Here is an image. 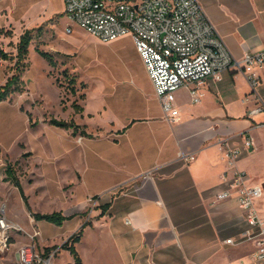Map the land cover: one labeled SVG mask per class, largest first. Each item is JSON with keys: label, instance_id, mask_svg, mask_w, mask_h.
Listing matches in <instances>:
<instances>
[{"label": "crops", "instance_id": "crops-1", "mask_svg": "<svg viewBox=\"0 0 264 264\" xmlns=\"http://www.w3.org/2000/svg\"><path fill=\"white\" fill-rule=\"evenodd\" d=\"M44 1L0 0V24L34 28L27 25L32 19L29 10ZM199 2L234 56L264 49V0ZM142 63L147 92L140 110L120 112L108 126L100 124L104 130L96 136L75 140V147L84 151L87 168L80 171L77 165L80 177L74 182V205L62 210L75 216L62 225L36 220L19 189L7 185L4 175L0 214L26 231L39 228L44 234L51 225L65 227L59 234L68 238L91 221L77 243L79 252L80 243L89 239L115 264H254L257 244L250 233L257 228L248 222L236 194L217 199L216 193L228 187L235 170L245 171L246 184L263 189L256 207L264 214V110L250 114L252 108L264 105V78L254 89L243 71L209 76L200 85L197 103L191 96L194 84H185L172 94L180 113L170 119ZM103 111L100 108L92 118ZM246 135L253 145L243 148L232 168L222 140L243 147ZM182 151L195 152L197 157L189 163L181 161ZM78 185L85 190L79 191ZM16 189L24 203V219L10 207V194ZM95 195L111 197L105 213L95 209L90 219L82 209L67 211ZM26 238L18 232L11 249L0 253V264H21L18 248Z\"/></svg>", "mask_w": 264, "mask_h": 264}, {"label": "rangeland", "instance_id": "rangeland-1", "mask_svg": "<svg viewBox=\"0 0 264 264\" xmlns=\"http://www.w3.org/2000/svg\"><path fill=\"white\" fill-rule=\"evenodd\" d=\"M29 16L32 19L27 25L33 24L34 28L30 27L33 40L25 60L27 68L22 73L23 91L0 101V177L11 162L32 208L52 212L74 205V182L77 175L80 177L78 169L86 171L87 160L84 151L75 147L76 138L85 135L53 125L50 119H74L96 136L104 130L100 124L108 126L120 112L140 110L147 90L143 63L131 35L111 42L101 41L69 17L64 0H46L32 6ZM41 18L44 20L37 23ZM3 24L0 28L13 32L0 35V47L12 57L0 58V87L16 72L17 44L27 29L20 23ZM37 48L53 53L57 65L50 64ZM70 76L76 77L75 90ZM75 102L84 106L83 112L76 111ZM100 108L104 111L92 118ZM78 187L79 191L85 190V186ZM16 192L17 189L10 194V207L22 217L24 203ZM109 199L110 196H92L67 211L82 209L84 216L91 219L94 210H104L103 205ZM64 228L51 225L44 234L39 228L31 231L23 228L14 231L12 240L20 232L27 237L24 243L33 242L47 258L53 254L52 264H68L73 255L62 247L68 239L59 234ZM36 231L39 233L32 236ZM80 254L84 264L114 263L105 251L92 247L89 239L80 243Z\"/></svg>", "mask_w": 264, "mask_h": 264}, {"label": "built area", "instance_id": "built-area-1", "mask_svg": "<svg viewBox=\"0 0 264 264\" xmlns=\"http://www.w3.org/2000/svg\"><path fill=\"white\" fill-rule=\"evenodd\" d=\"M65 11L75 23L103 42L124 35L133 37L156 95L170 119L180 113L172 94L185 84H194L191 96L197 103L201 100L200 85L209 76L228 70L243 71L254 89L264 78V49L247 52L240 58L234 56L199 0H65ZM262 110L264 105L252 108L250 114ZM252 145L249 135L245 136L243 147L223 139L230 167L236 166L243 148ZM196 157L195 152L182 151L179 159L189 163ZM246 179L245 171L235 170L228 187L219 190L216 198L226 199L236 194L248 222L257 228L250 233L257 244L254 264H264V214L256 207L263 189L260 185H247ZM20 229L6 214H0V253L11 249L14 231ZM53 256L42 255L33 242L18 248L21 264H52Z\"/></svg>", "mask_w": 264, "mask_h": 264}, {"label": "trees", "instance_id": "trees-1", "mask_svg": "<svg viewBox=\"0 0 264 264\" xmlns=\"http://www.w3.org/2000/svg\"><path fill=\"white\" fill-rule=\"evenodd\" d=\"M12 32L13 31L11 29L0 28V35L2 34L12 35ZM32 40H33V29L27 28L24 31V33L21 35V39L17 44L16 72L8 78L7 82L3 86L0 87V101H4L8 99L16 91H20V92L23 91L24 81L22 79V73L27 68V63H25V60L29 56V47ZM37 50L49 60L50 64H52L53 66L57 65V60L55 59L53 53L39 48H37ZM11 57H12L11 53L6 51L4 48L0 47V58L8 59ZM65 74H68L67 71H65ZM69 80L72 82V90H75L76 77L70 76ZM73 106L77 112L84 111V106L77 102L73 103ZM50 123L59 127L71 128L73 129V133L79 132L80 134L88 137L94 136L93 133L87 131L85 125L76 122L74 119L65 120V119H58L56 117H52L50 119ZM31 124L34 125L35 123L32 122ZM4 180L14 184L19 189L27 209L36 220H46L48 222L57 225H62L67 219H70L73 216H75V214L66 215L62 210H55L52 212L34 211L30 203L29 196L24 189L20 175L18 174L17 169L11 162H8V164L6 165ZM95 197H99V195H95ZM103 206H104L103 213H105L108 204H104ZM90 224H92L91 221L85 222L76 233L71 235L68 238V240L63 243L62 247L70 250L74 258V261L68 264H84L83 258L77 248V243L82 240L85 228L87 225Z\"/></svg>", "mask_w": 264, "mask_h": 264}]
</instances>
